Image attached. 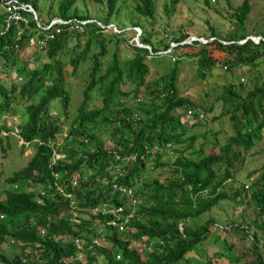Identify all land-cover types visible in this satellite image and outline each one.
I'll return each mask as SVG.
<instances>
[{
	"label": "trees",
	"instance_id": "obj_1",
	"mask_svg": "<svg viewBox=\"0 0 264 264\" xmlns=\"http://www.w3.org/2000/svg\"><path fill=\"white\" fill-rule=\"evenodd\" d=\"M19 1L30 3L39 19L22 10L26 21L19 20L17 25L0 0V73L7 76L15 71L22 77L8 85L0 77V140L2 130L13 128L1 115L18 110V133L34 151L26 164L7 177L0 197V264H98L99 257L104 264H180L188 251L207 238L211 225L217 226L213 216L203 222L198 217L222 198L242 201L243 191H249L255 202L254 229L244 219L227 221L220 228H236L249 237L253 259L246 264H264L259 248V241L264 246V163L256 178L250 169L245 171L249 183L236 187L233 195L224 189L233 173L244 167L264 130V80L246 88L240 79L244 80L243 75L251 79L245 65H256L264 55V30L256 31L262 32L258 41L235 30L221 38L210 25L211 35L202 34L205 42L192 39L200 45L194 55L179 54L169 64L167 53L159 51L166 50L170 41L164 35L156 38L141 18H154L155 0H135L132 10L125 12L128 16L122 18L117 0ZM179 1L163 3L168 16ZM248 11L249 3L243 0L232 17L242 24ZM54 16L69 21L58 22V30L41 27ZM117 18L130 21L120 24L116 20L123 30L110 28L113 37H127L125 26L138 25V39L151 49L134 43L132 55L122 61L118 50L108 55L103 29ZM72 22L81 27L70 28ZM171 33L175 46L189 35L182 28ZM239 36L246 39L240 42ZM207 45L223 56L215 55ZM168 52L175 53L172 48ZM183 57H196L201 77L217 64L228 68L230 79L209 106L178 93L177 62ZM158 58L166 69L159 79L147 81ZM84 61L89 62V80L75 108L65 71L76 74ZM235 68L243 75H236ZM125 80L132 84L130 89H123ZM93 90L98 91L99 102L86 105ZM216 100L222 103L221 114H228L233 132L218 143L217 151H207L203 142L194 144L197 135L189 128L204 124ZM52 103L56 113L51 111ZM188 109L189 119H183ZM149 161L166 166L171 174L163 180L147 176ZM71 201L78 207L73 220ZM117 206L121 210L113 216L106 213V208ZM76 236L83 238L80 247L74 242ZM96 238L98 245L93 242ZM136 240L143 242L141 249L135 246ZM224 249L241 264L237 254ZM187 260L197 264V259Z\"/></svg>",
	"mask_w": 264,
	"mask_h": 264
},
{
	"label": "rangeland",
	"instance_id": "obj_2",
	"mask_svg": "<svg viewBox=\"0 0 264 264\" xmlns=\"http://www.w3.org/2000/svg\"><path fill=\"white\" fill-rule=\"evenodd\" d=\"M156 1V10L154 18L142 17L145 21L144 23L148 28L156 34V38L159 35H164L169 41L170 46L166 50H160L159 52L166 54L165 62L168 61L169 64L173 63L177 56H180L182 53H191L194 55L199 49V44H193L192 39H200L202 42L206 41V38L202 34H210V25H213L217 30V35L221 38L226 37L229 34L230 30H235L237 32L247 33V37H251L254 41H258L260 34L262 32H256L259 30H264V0H247L249 3V11L244 19V22L238 23L237 20L232 17L236 6L242 3L243 0H209L210 3H204V0H180L177 4L176 9H173L168 16L163 8V3L166 0H155ZM135 0H117V5L121 9L119 16L127 17L125 13L126 10H130L133 7ZM79 8L84 10V5L79 3ZM132 10V9H131ZM32 12V11H31ZM34 16L38 18L37 12L34 11ZM134 14V13H133ZM9 18V17H8ZM121 18L115 19L107 24L108 28L103 29L104 31V44L105 47L109 50L108 55L113 54L116 50L119 51V59L122 61L125 57L132 55V45H145L137 38V35L140 33L141 27L138 25L131 26L126 25L125 31L127 37H124L122 34L117 39L112 36L113 31L119 32L123 29L118 28L116 20L120 24H126L127 21H123ZM39 19V18H38ZM20 20L26 21V18ZM69 21V18L63 20L59 16H54L49 22L53 21ZM91 20V19H90ZM89 21V19L83 20V22ZM130 21V20H129ZM18 21L17 25L19 24ZM49 22L46 23V27L49 25ZM44 23V22H43ZM103 25V24H101ZM118 25V26H117ZM78 26V27H77ZM54 29H58V26L52 25ZM81 25L79 22L71 23L70 28H80ZM132 27L137 30L133 33L129 29ZM112 28V30L110 29ZM180 28L186 29L188 31V36L179 41V44H176L175 41L170 40L172 35V30H179ZM166 30L168 32H166ZM250 33V34H249ZM256 36H253L255 35ZM198 35V36H197ZM246 36L242 38L239 36L238 41L243 42L246 39ZM211 39V37H210ZM74 41L70 42L69 46H72ZM149 49H151L149 44H146ZM173 49L175 53L168 52L170 49ZM207 48H210L215 55L222 57L221 52L218 51L213 45H207ZM74 54V53H73ZM72 54V55H73ZM180 54V55H179ZM190 56V55H188ZM91 57V55H90ZM162 58V57H161ZM196 57L181 58L178 64V93H183L189 95L191 98L196 100L201 104V106H209L213 103L216 95L222 90V86L226 81L230 79V72L228 68L224 65L217 64L212 68L208 69L206 75L201 77L197 71V66L195 62ZM264 55L259 58V61L256 65H245V70L248 71V74L251 79H248L246 75L240 73V71L235 72L236 75H243L241 81H245L246 88L252 87L254 82L261 83L264 80ZM90 58V62H91ZM167 63V64H168ZM166 65V64H165ZM163 65L161 59H157L154 63V66L150 68L149 73L146 75L145 79L150 81L152 79H159L160 75L165 71L166 66ZM1 66V64H0ZM89 62L84 61L78 67L77 73L72 74L71 71L66 70V84L71 89L73 93V105L76 108L79 101L82 98V89L87 84L89 80ZM0 77H4L5 83L8 85L12 79L16 78L18 81H21V76L17 72L12 71L7 76L4 73H0ZM21 77V78H20ZM123 89H130L132 84L129 81L125 80L123 83ZM98 91L93 90L91 93V99L86 102V105L98 104L99 97L97 98ZM21 106H24L23 101L19 102ZM60 103L58 104V106ZM221 105L222 103L216 100L214 102V110L209 111L203 120L204 124L194 125L189 128L191 133L197 135L194 140L196 146L201 145L203 142V147L207 151H217L218 145L227 140L228 135L233 132L231 122L228 119V114H221ZM178 110V109H177ZM52 113H56L54 109V104H51ZM188 111V110H187ZM189 114V113H188ZM203 115V113H202ZM1 118H4L7 122V125L12 126L13 130L6 132H1L0 140V197L4 196V187L7 185V177L11 176L15 170L22 167L27 163V160L34 151L33 145L27 144L24 142V139L18 133V123L21 120L20 112L17 110L16 113H6L2 114ZM62 119V117H60ZM183 119H189V115L183 116ZM108 132L104 133V138H107ZM58 139H61V136L58 135ZM214 141H217V144L214 146ZM25 143V144H23ZM219 143V144H218ZM257 157L255 156V152ZM264 130L262 131L260 137L256 140L255 145L250 150L248 154V160L243 164L244 167L239 168L233 173V176L230 180L224 185V189L229 195H233L236 187H240L243 183H249V179L245 180V171L247 169L251 170V177L256 178L263 170L264 163ZM57 155H60L57 152ZM133 157V155H132ZM164 158H167L166 154ZM150 165L148 168V173L146 174L149 177H157L161 180L165 179L171 174V171L166 166H154L152 162L149 161ZM249 178V177H248ZM246 187V186H245ZM249 191L241 193L245 198L240 202H235L231 198H222L217 204L212 206L209 210L202 213L198 217V222L205 221L209 216H213L217 226L211 225L210 231L207 235V238L199 242L194 250L188 251L184 261L180 264H189L188 258L197 259V264H236V260L231 258L229 255L224 253V247H227L229 253L232 255H238V261L241 264L249 263L253 259V250L251 246V239L247 236H243L242 232L239 229L231 228L230 230L224 231L220 227L223 226L227 221H236V219H244L247 222H250L251 229H254L253 217L255 202L249 198ZM239 203V204H238ZM237 204V205H236ZM121 210L120 206H117ZM72 210V209H71ZM79 215H81L78 212ZM108 214L114 215L109 212ZM85 216V215H84ZM227 225V224H225ZM104 245L108 246L107 241L101 240ZM135 246L138 249H141L143 242L136 240L134 242ZM7 247L5 243L1 245ZM259 248L262 252L264 258V246L259 241ZM219 251L223 253H219ZM98 264H104V259L99 257L97 260Z\"/></svg>",
	"mask_w": 264,
	"mask_h": 264
},
{
	"label": "built area",
	"instance_id": "obj_3",
	"mask_svg": "<svg viewBox=\"0 0 264 264\" xmlns=\"http://www.w3.org/2000/svg\"><path fill=\"white\" fill-rule=\"evenodd\" d=\"M3 6L6 9V11L9 12V18L14 19L13 21H17L18 19L23 18L22 13L20 11H22V10L33 11V7L31 4L24 3V2L19 1V0H4ZM59 21H62V20H59ZM49 26H50V24L47 27H46V25L43 26V28L46 29ZM56 30H58V29H56ZM53 34H54L53 32H50L48 35L50 37H52ZM188 113H191L190 109L188 110ZM200 116H202V113H200ZM106 211L107 212H111V211L116 212V211H119V209L118 208H115L114 210L106 209ZM112 222H114V221H112ZM75 241L80 242L79 238H75ZM93 242H98V240L94 239Z\"/></svg>",
	"mask_w": 264,
	"mask_h": 264
},
{
	"label": "clouds",
	"instance_id": "obj_4",
	"mask_svg": "<svg viewBox=\"0 0 264 264\" xmlns=\"http://www.w3.org/2000/svg\"><path fill=\"white\" fill-rule=\"evenodd\" d=\"M30 4V3H29ZM33 7V6H32ZM33 11L36 13V10L33 8ZM32 11V12H33ZM33 15H34V13H33ZM35 17V16H34ZM23 18H24V16H23ZM36 18V17H35ZM22 19V18H21ZM37 19V18H36ZM52 19V18H51ZM18 20H20V19H18ZM17 20V21H18ZM14 22H16V21H14ZM58 22H68V21H53V22H49V24H50V26L49 27H51L52 25H56ZM43 26H45V25H41V27L43 28ZM48 27V28H49ZM48 28H46V29H48ZM253 36H256V35H253ZM138 38V37H137ZM260 38V37H259ZM140 42V41H139ZM189 110V109H188ZM187 114H188V111H187ZM190 114V113H189ZM188 114V115H189ZM13 130V129H12ZM2 131H5V130H2ZM1 131V132H2ZM7 132V131H6ZM20 135V134H19ZM25 142V141H24ZM27 143V142H26ZM71 205H72V216H71V219L73 220V219H77V210H76V208H78L75 204H74V202L73 201H71ZM117 208V207H116ZM106 209H110V210H114L113 208H106ZM106 213H109V212H107L106 211ZM111 213H113V211H111ZM76 238H79V240H80V242H76V241H74L79 247L81 246V244L83 243V238H81V237H79V236H76ZM98 239H101V237L99 236V237H97ZM96 238V239H97ZM97 239V240H98ZM81 243V244H80ZM94 243H96L97 245L98 244H100V241L98 240V242H94ZM80 254V252L78 253V256H80V258H81V254Z\"/></svg>",
	"mask_w": 264,
	"mask_h": 264
}]
</instances>
